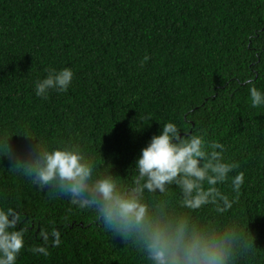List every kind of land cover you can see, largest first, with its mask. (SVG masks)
<instances>
[{"label": "trees", "instance_id": "1", "mask_svg": "<svg viewBox=\"0 0 264 264\" xmlns=\"http://www.w3.org/2000/svg\"><path fill=\"white\" fill-rule=\"evenodd\" d=\"M64 68L67 92L36 96L35 83ZM252 87L264 92V0H0V208L19 214L17 264L152 261L135 233L115 237L94 210L17 173L7 142L21 156L26 138L78 145L128 189L140 149L167 122L223 144L238 168L216 185L217 203L199 209L175 186L145 190L149 219L231 234L229 264H264V106L252 107ZM223 197L232 206L218 212ZM41 247L48 255L31 251Z\"/></svg>", "mask_w": 264, "mask_h": 264}, {"label": "clouds", "instance_id": "2", "mask_svg": "<svg viewBox=\"0 0 264 264\" xmlns=\"http://www.w3.org/2000/svg\"><path fill=\"white\" fill-rule=\"evenodd\" d=\"M72 80L71 69H51L35 83V94L47 99L50 90L67 92ZM249 93L252 107L264 106V92L252 87ZM181 133L176 123L167 122L150 137L130 168L134 178L128 189L122 188L119 178L111 173V164L101 172L78 145L49 149L42 141L26 138L33 143L24 156L20 151L14 152L8 142L7 151L15 161V171L37 188L68 197L81 209L94 210L97 219L115 237L135 233L152 264H229L231 234L206 236L189 231L183 221L173 224L163 218L149 219L143 203L145 190L163 193L175 186L182 203L190 209L216 204L221 198L216 185L229 180V173L238 168L237 163L224 161L223 144L209 143L203 134ZM231 183L239 195L244 173L231 178ZM222 199L223 207L218 206V212L232 206L227 197ZM18 222L19 214L12 208H0V264H17L24 247V233L16 230ZM246 247L250 250L252 242ZM31 251L48 255L42 247Z\"/></svg>", "mask_w": 264, "mask_h": 264}]
</instances>
